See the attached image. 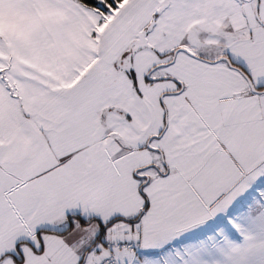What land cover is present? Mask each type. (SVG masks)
I'll return each instance as SVG.
<instances>
[{
  "label": "snow or ice",
  "instance_id": "snow-or-ice-1",
  "mask_svg": "<svg viewBox=\"0 0 264 264\" xmlns=\"http://www.w3.org/2000/svg\"><path fill=\"white\" fill-rule=\"evenodd\" d=\"M0 264H264V0H0Z\"/></svg>",
  "mask_w": 264,
  "mask_h": 264
}]
</instances>
